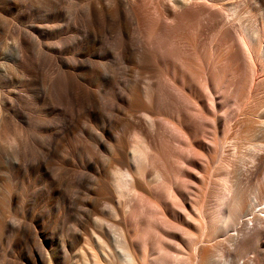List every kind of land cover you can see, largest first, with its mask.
<instances>
[{"label":"bare ground","instance_id":"bare-ground-1","mask_svg":"<svg viewBox=\"0 0 264 264\" xmlns=\"http://www.w3.org/2000/svg\"><path fill=\"white\" fill-rule=\"evenodd\" d=\"M221 256L264 264V0H0V264Z\"/></svg>","mask_w":264,"mask_h":264},{"label":"rangeland","instance_id":"rangeland-1","mask_svg":"<svg viewBox=\"0 0 264 264\" xmlns=\"http://www.w3.org/2000/svg\"><path fill=\"white\" fill-rule=\"evenodd\" d=\"M10 134H12L11 132H10ZM261 178V180L263 179L262 177H260ZM111 221H113V219H110ZM76 222L75 221H72L71 222V224H75ZM94 244V243H93ZM78 247V246H77ZM74 251H76V249L74 250ZM74 251H72V253L74 252ZM219 259V261H220V264H224L225 263V261L227 260V258L225 257H223V256H221V258L219 257L218 258ZM223 260V262H221ZM226 264V263H225Z\"/></svg>","mask_w":264,"mask_h":264}]
</instances>
